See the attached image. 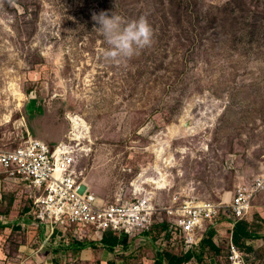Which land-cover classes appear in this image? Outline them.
<instances>
[{"label":"rangeland","instance_id":"obj_1","mask_svg":"<svg viewBox=\"0 0 264 264\" xmlns=\"http://www.w3.org/2000/svg\"><path fill=\"white\" fill-rule=\"evenodd\" d=\"M74 1L12 0L11 10H7L3 7L4 0H0V28L6 24L7 30L12 29L16 35L15 49L7 40L0 45L7 50L0 57V64L16 69L4 76L3 82L8 83L14 75L26 81L30 77L37 78L30 86H25L27 94L36 90L37 98L44 99L61 92L65 99L61 103L59 100L62 98L52 100L50 104L56 101L53 107L42 111L46 113L48 122L53 121L45 124L42 117L43 127L36 122L34 115L29 117L24 112L21 115L19 109L15 110L11 121L0 126V148L15 150L21 143V133L27 136V129L30 136L46 142L62 136L64 131L67 134L65 115L69 111L86 119L77 123L82 129H89L90 124L93 126L97 123L96 133L92 131L90 138L97 141L104 131L112 134L111 139L103 138L101 141L111 148L106 146L99 152L96 145L79 165L99 197L112 199L118 189L125 190L130 186L129 181L135 179L132 177L140 172L141 165L143 168L149 164L155 165L153 152L159 159L158 155L164 153L162 141L168 140L169 150L166 153L180 162L179 169L183 175L181 179L170 181L167 196L171 191L181 194L185 185L191 183L194 206L207 205L215 215L222 213L221 207L232 201L236 186L250 181L261 168L264 169V0H199L202 3L120 0L127 18L136 20L149 15V19L156 23L160 41L152 40L151 46L136 55L134 61L141 68L142 82L147 87L130 83L125 87L112 84L113 75L121 81L123 73L112 69L115 65L105 67L98 63L101 55L104 57L103 50L106 48L101 38L95 37L100 33L93 21L94 15L103 12L101 7L105 0H83V9H89L91 15H88L89 20L80 21L77 30L70 27V20L75 17L72 8ZM67 15L68 33L63 38L61 34ZM73 32L81 38L74 40ZM93 52L97 55L94 60ZM68 61L71 67L67 66ZM226 72L231 75L225 78ZM31 84H41L49 87V90L40 93V86L30 89ZM135 88L136 91L132 90ZM44 104L46 107L50 105L48 102ZM143 107L145 111H142ZM153 110L160 113L152 115ZM3 112L6 116L10 115ZM23 115L28 119H23L24 126H21L16 121L22 119ZM176 116L177 124L174 125L171 122ZM142 126L144 128L140 130ZM17 130L21 131L20 134ZM158 131L164 133L158 135ZM167 131L168 134L164 136ZM187 133L190 137L185 135ZM187 140L192 149L190 155H182L179 150H174L188 145ZM61 141V138L54 141L50 144L51 148L60 146L58 143ZM195 148H201V151L195 152ZM231 155H236L233 167H230L233 169L218 170L213 167L223 162L225 156ZM101 159L103 167L97 173L92 171ZM163 159L161 157L157 163L160 175H163L164 167H170L164 164ZM206 163L209 168L204 170ZM105 170L111 171L108 181L100 176ZM140 177L152 181L146 169L141 170ZM227 194H233L228 201ZM11 196L12 193L6 191L0 198L2 229L13 223L8 218L7 207L1 204L8 202ZM14 198L17 207L27 205V198L22 197L21 193L12 196ZM259 202H264V194ZM178 203L190 201L183 198ZM161 204L171 205L168 199L162 200ZM222 217L220 215L218 218L219 225L213 227L214 233L215 230L223 232L225 229ZM263 217L264 212L251 217L255 231ZM205 221L213 223L214 220ZM14 224L18 226L16 222ZM23 228L24 234L15 230L14 237L29 240L26 228ZM209 230L210 224L199 235L205 236ZM71 231L82 239L102 241L108 238L91 227L72 226ZM257 235L264 236V229ZM224 237L225 233L214 237L217 244L220 239L223 240L220 246L222 251H225ZM8 244L11 241L5 235L0 237V246L5 248ZM100 246L97 243L94 249ZM200 254L201 249L197 248L198 258Z\"/></svg>","mask_w":264,"mask_h":264},{"label":"clouds","instance_id":"obj_2","mask_svg":"<svg viewBox=\"0 0 264 264\" xmlns=\"http://www.w3.org/2000/svg\"><path fill=\"white\" fill-rule=\"evenodd\" d=\"M93 21L97 25V27L95 29L103 36L105 43L108 45V47L103 50V55H104L106 60H109L112 62H120V61L130 60L134 56L139 55V53L143 49L150 47L152 44L153 31H152V28H151L150 24L148 23L147 19L143 16H141L140 18H138L136 20L126 21L123 17H121L119 15L111 14L109 16L107 13L101 12L98 15L93 16ZM7 28H8V26L6 24L1 25V28H0V45L3 44V40H7L9 42V45H11L15 49V41L12 39V37H15V34L12 31V29L7 30ZM6 53H7V50L5 49V47L2 48L0 46V57ZM8 69L9 70L13 69L14 70L13 72L16 71V69H14L10 66H6V65L4 66V65L0 64V78H1V76H5L4 71L8 70ZM10 73H12V71ZM18 78H20V81H21L20 89H19V93L16 94L11 99V106L8 108L9 109L8 112L11 114H10V119L8 122L11 121V118H12L13 114L15 113V110L19 109L20 110L19 114L22 115V113L24 112L29 117L33 116L36 113L35 114V117H36L37 113L40 114V113H42V111H45L46 108L51 109L53 107V105L56 101H53V103L50 104V102L52 100L59 99V98L63 97L61 92H57L52 97H46L44 99L43 98L38 99L36 96V93H35L36 90H32L30 92V94H27L25 91V86H30L29 85L30 83H34L35 80H38V79L37 78L33 79L30 77L29 81L28 80L26 81V79H24L23 77L18 76ZM0 84L2 85L4 83L1 81ZM36 85L40 86V89H38V92H40V93H42L46 90H49V87L42 86L41 84H31V87H29V88L30 89H36ZM19 98H21V99L18 101L17 99H19ZM47 98L49 99L48 101H47ZM64 100L65 99L62 98L59 100V102L61 103ZM47 102H48V104H50L49 107H46V105L44 104ZM26 115H23V118L16 121V123L21 125V126H24V123L22 122V120L24 119L26 121V119H28ZM72 117H74V118H72ZM65 118L68 121V132H67V134H65V132H64L63 135H65V136L63 137V139L59 145L61 146L63 144H68L70 142H73L74 140H72V138L75 137L74 134H76L78 136L80 148L82 149L81 150L82 156L80 157V160H79L78 166L76 167V170H77V173L82 174L81 181L84 182V190L86 191V194L92 195L95 197L97 206H99L101 208H107L110 206L121 205V204H124L126 202L135 201L137 198L133 194L134 185L137 182H143V185L148 190H150L154 193L155 205L157 206V208L159 210H158V213L154 214L153 221L147 229L141 230V231H133L132 233H126L125 231L114 230V229H100L99 230L96 227H92V226L82 227L80 224L71 223L70 221H66V223L63 226H59V227L54 229L51 225V222L42 221L38 218V213L41 210L42 206L40 204L36 203V200L40 196H42V197L47 196L46 192L44 191V188H34L31 184L32 190L34 191V195H35V198L32 199V200H34V202H33L34 206L27 213H25L24 216H21L22 213L19 214V216H18L19 218L18 217H17L18 219L16 218V225L26 226L28 233L30 231H33V230H40L42 233V230L44 228V230H43L44 234L42 235L41 243H40L41 250L44 248H47L49 246H59V245L66 246L69 243H73L77 239L84 240V239H82L81 236H76L75 233L71 231L72 226H81L84 229H88L91 227L93 230H95L97 232H102L105 236L111 235V233H114V235H117L118 237H121L122 239L126 238L127 245L129 247L127 250L129 256H134L135 248L139 249L143 245H146L147 247H149L150 244L154 245L156 248L162 249L161 251H164V250H167L169 248L168 244L173 242L172 245L170 246V248H172V247L176 248L174 253H180V252H183V253L188 252L189 253V252L197 251V248L199 249V245H200L201 241L206 236V235L200 236L199 233L203 232L204 229L208 226L206 221L204 220L203 222H201L200 227L195 229L194 232L190 233V235L192 237V241L190 243H187L186 242V240H187L186 233L183 232L182 230H180L179 228L172 226L170 218L168 217L166 212H164V209H166L168 207H176L177 205H180L181 203H178V201L182 200L184 198V196H186L188 193L192 194V191H193L191 183H188L185 185V187H187V185H188L190 190L186 191V192H182L179 196L177 203H172V201H171L172 196L177 194L176 192L171 191V193L167 196V193L170 190V181L171 180H177L178 178L181 179L182 175H183L182 171L179 169V165H177L175 163L176 159H174L172 156H170L168 159H163L165 161L164 164L170 166V167H164L163 168V171H162L163 175H160L158 169L155 168V166L153 167V169L148 168L149 166H152V164H149L148 167H144V168L142 167L141 170L146 169V173L152 181L149 182V181L143 180L140 177V172H141V170H140L138 175L131 182L130 199L125 198V192H124V190H121L117 195V203L116 204L105 205V200L103 198L99 197L96 192H94L95 191L94 187H93V191H90V183H88V181L86 179L85 171L83 169H79V165L81 164V162L84 159H86L94 151V147L96 145V139L90 138V137H92V135H90V134L93 133L92 132L93 126L90 124L89 129L80 128L81 125L78 126L77 123L82 122L83 120H86V119L82 118L80 115L70 113L69 111L65 115ZM171 123L176 125L177 121L171 122ZM168 131H167V133H165L164 136H166L168 134ZM20 132L18 131V134H20ZM157 133H158V135H160L161 133H164V132L159 131ZM21 134H22L21 143H20L21 145L19 147H17L15 150H11V149H7L6 147H2V148H0V151H16L18 148H20L23 145L24 141H29V140H35V141L37 140L39 142L44 143L46 146H48L51 153L54 152L58 147H60V146H58L55 149H52L50 144H52L53 142H50V141L46 142V141H43L39 138L30 136L28 129H27V136L26 137L24 136V133H21ZM182 137H181V139H183ZM159 141H161V140H159ZM76 142L77 141L75 140L74 143H76ZM162 142H164V152H167L169 150L168 140L162 141ZM187 144H188V140H187ZM3 146H5V145H3ZM180 148H182L183 151ZM180 148H176L174 150H179L182 155H190L191 149H190L189 145L188 146L185 145V146L180 147ZM195 152H197V151L195 150ZM153 154H154L155 160H156V154L155 153H153ZM182 159H183V157H182ZM171 165H173V166H171ZM160 168H162V166H160ZM0 169L3 171V173L8 178H10L12 180H16V179H13L9 176L8 171H6V169L1 164H0ZM173 169H174V171H172ZM160 179H161V181H158ZM16 181H18V183L15 182L14 185L22 184V182H25V181H21V180H16ZM156 182L158 184H156ZM160 188H163V189H160ZM242 189H243V193L246 195L245 199H246V203H247V208L245 210H243L241 214L237 215L234 209H235V205H236V199L238 198L239 192ZM26 191H28V188L26 189ZM162 191L164 193H166L163 196L167 197L168 201L171 204L170 206H163L161 204L162 196L159 193H161ZM262 192H264V169L263 168H261V171L257 175L252 177V179L250 181H248L246 183H239L236 186L235 192L233 195V199L229 203V209L231 211V215L235 217V219H233V221L235 223L245 219L243 217L246 216L249 213V211L251 210V208L253 207V201H254L255 196L257 194L262 193ZM170 196H171V198H170ZM226 205H228V204H226ZM224 208H225L224 206L221 207L222 212H223ZM220 214H219V216L218 215L214 216L210 220V222L213 221L217 216H218V218H220ZM21 220H23L25 222H21ZM26 221H28V223ZM164 222L167 223L169 227L166 228V230L161 229V230L157 231L158 232L157 233L154 225H156L158 223H164ZM203 223H205V224L203 225ZM178 230L180 232L176 236L174 234V232L178 231ZM68 231L71 232L72 235H69ZM171 235L175 236V240L177 241L176 243L171 240V237H169ZM154 239H156V240L154 241ZM225 240L227 241L226 245H230V250H229V254H230L231 248L236 249L234 246H232L233 242L231 240V234L229 235V237H226ZM102 241L100 239L92 238L93 244H97V243L100 244ZM212 241L214 242L215 246L218 247V249H220V246H221L220 242H222L223 240L220 239V241L217 244V242H216L217 239H214V237H213ZM237 251H239V250H237ZM239 252L242 253V251H239ZM205 254H208V253H205ZM229 254H228V256H229ZM240 260H241V264H244L242 262V258H240ZM185 264H200V262L196 261L195 258H191Z\"/></svg>","mask_w":264,"mask_h":264},{"label":"built area","instance_id":"obj_3","mask_svg":"<svg viewBox=\"0 0 264 264\" xmlns=\"http://www.w3.org/2000/svg\"><path fill=\"white\" fill-rule=\"evenodd\" d=\"M74 136L72 140H76V143L63 144L52 153L42 142L24 141L16 151H0V164L11 178L28 182L34 188H44L47 196H40L36 200L42 206L38 218L51 222L54 229L63 226L66 221L82 227L92 226L99 230L114 229L126 233L147 229L159 210L155 205L154 193L143 182H137L133 192L137 198L135 201L107 208L97 206L95 197L86 194L84 182L81 181L82 174L76 170L82 149L78 136ZM191 195L188 193L184 196L190 203L164 209L171 225L186 233L187 243L192 241L190 233L200 227L201 222L216 216L207 205L194 206L196 204H193ZM179 196L180 193L173 195L172 203H177ZM245 198L242 189L234 209L237 215L247 208ZM241 255L231 248L228 260L231 264H241Z\"/></svg>","mask_w":264,"mask_h":264},{"label":"trees","instance_id":"obj_4","mask_svg":"<svg viewBox=\"0 0 264 264\" xmlns=\"http://www.w3.org/2000/svg\"><path fill=\"white\" fill-rule=\"evenodd\" d=\"M12 0H4L3 7L6 8L7 10H11V7L13 4H11ZM95 0H90V2H94ZM177 3H202V1L199 0H175ZM83 0H75L73 2L72 8L74 12V19L70 20L72 26V30H77L79 23L83 19H88V15H91V12H89V9H83L82 6ZM124 5L120 0H105V4L101 7V10L104 13H107L109 16L111 14L113 15H119L123 17L126 21H131V18H127L124 16ZM69 15L66 16L65 18V24H64V31L62 37L65 38L67 35V29L69 26ZM147 19L148 23L150 24L152 31H153V36L152 40L155 41H160L157 28H156V23L154 21H151L149 19V15L145 16ZM179 21L182 23V17L179 15L178 16ZM54 39H56L55 42H57V37L54 34ZM58 36V35H57ZM99 36L102 40V45L107 48L108 45L105 43L104 38L101 34L97 35L95 34V37ZM59 37V36H58ZM81 38L77 33L73 32V39L78 40ZM14 41H16V35L15 37H12ZM95 43V39H92ZM59 41V40H58ZM41 48V46H38ZM145 49H143L140 53H142ZM95 52L92 54V59L94 60L95 57ZM136 60V56H134L130 60L126 61H120V62H112L109 60H106L105 57L101 55L100 57V62L98 63L102 64L105 67L112 65H115L112 69L120 71L123 73L122 80L116 78L115 75H113V81L112 84H116L122 87H125V84H138L139 86L147 87V84L145 82H142V70L139 67V65L135 64L134 61ZM67 66L71 67L72 65L70 64V61L67 62ZM230 72L225 73V78L230 76ZM132 86V85H128ZM138 86V87H139ZM137 87V88H138ZM137 88L132 89L134 91L137 90ZM125 89H122L124 91ZM129 96H132L131 94ZM147 99H150L147 97ZM163 101V100H160ZM145 103H143V106ZM145 107H143L142 111H145ZM175 110V109H174ZM159 110H153L152 115L159 114ZM171 114V111L169 112ZM135 116H133L134 118ZM178 119V116L174 117L172 122H176ZM160 124L162 125L163 122L160 121ZM97 126V123L95 122L93 125V132L96 133L95 128ZM145 126V125H144ZM144 126L140 128L143 129ZM105 132L100 135L101 138L96 141L97 145V151L101 152L102 149L106 146L110 147L109 145L102 144V139H111L112 134H108V132ZM159 132V131H158ZM105 135V136H104ZM155 133L152 135L154 136ZM21 144H19L20 146ZM95 145V146H96ZM111 148V147H110ZM107 151H110V149H107ZM111 159L114 160L113 157ZM234 159H236V155L234 156H225L223 159V162H220L218 165H213L214 168H217L218 170L221 169H233L230 167H233V162ZM115 162V160H114ZM143 165L140 166L142 168ZM103 167V162L102 159L99 160V162H96V165L93 166L92 171L98 172L100 168ZM206 168H209L207 163L204 165L203 169L205 170ZM111 173V171L105 170V173H103L101 178L103 180L108 181V175ZM138 175V174H137ZM137 175H134L135 178ZM130 186L128 185L125 190L124 189H118L115 196L111 199V197L108 200H105V205L109 204H116L117 203V195L121 190H124L125 192V198L130 199V189H131V181H129ZM197 184V183H196ZM109 185H106L105 187H108ZM28 188V191L26 189ZM90 191H93V184L90 185ZM21 193L22 197L27 198L26 199V206H20L16 207L18 208V211L23 210L21 213V216H24L25 213H27L31 208H33L34 204V191L32 190V186L29 185L28 182H22V184H18L14 186V191L12 192V196H15L16 194ZM234 193V192H233ZM161 196H163L166 193H159ZM233 195V194H232ZM232 195L227 194L226 201L230 199ZM11 196V197H12ZM14 199H10L7 202V210H8V218L11 220V214L10 212L13 210L14 207ZM133 200V199H132ZM131 200V201H132ZM2 201V200H1ZM261 224L258 225L257 230H254V224L251 222H248L246 220H241L236 223H234L233 227H230V234H231V240H232V246H234L237 250L242 251V262L244 264H264V236H258V232H260L262 229H264V218H261ZM24 225L21 226H15L10 225L6 229H2L4 227H0V237L5 235L9 241H11V251H7V255H10L12 252L15 250H19L21 246H28L30 243V240H26L25 238L23 239H17L14 237V231L17 230L18 232H21V234H24ZM27 231V227L24 226ZM156 232L161 230V229H166L168 228L167 223H158L154 225ZM7 229H11L12 232H7ZM214 230H209L208 234L206 233L205 238L201 241L199 248L201 249V254H200V259L198 258L199 255H197V251L195 252H180V253H174L175 252V247L170 248L173 242L169 243V248L167 250L161 251L162 249L156 248L154 245H151L154 251H156L153 254L150 252H145L144 248L147 247L146 245L141 246L139 249L135 248V254L134 256H129L128 255V245H127V240L122 239L121 237H118L117 235H114V233H111V235H107L108 238H104L103 241L100 243L102 246L96 248V244L92 243V238H84V240L77 239L73 243H69L65 247H69L71 249L67 250V252H71L73 255L69 256L67 258V264H144L143 260L146 259L147 263L150 264H185L187 261H189L191 258H195L196 261H199L200 264H231L230 261L228 260V254L230 250V245H226L227 241L225 240V251H222V248L218 249V247L215 246L214 242L212 241V238L215 237V233L213 232ZM180 231H175L174 234L177 236ZM158 233V232H157ZM29 235V233H28ZM171 240L174 241L175 243L177 242L175 240V236L171 235ZM207 237V238H206ZM170 239V238H169ZM156 239H154L155 241ZM223 242V241H222ZM222 242L220 244L222 245ZM35 242H31L30 246H35V247H40L39 244H34ZM38 247V248H39ZM110 249V250H107ZM94 250H100V251H107L109 255L111 254L113 257L110 261L102 263L100 260H94L90 254L93 253ZM204 250V251H203ZM182 251V250H181ZM208 253V254H205ZM198 259V260H197Z\"/></svg>","mask_w":264,"mask_h":264},{"label":"crops","instance_id":"obj_5","mask_svg":"<svg viewBox=\"0 0 264 264\" xmlns=\"http://www.w3.org/2000/svg\"><path fill=\"white\" fill-rule=\"evenodd\" d=\"M11 71L13 72L14 70L13 69L5 70L4 71L5 76H8ZM3 77L4 76H1L0 82L1 81L3 82ZM20 83H21L20 78H18V76L14 75L11 79H9L8 83H4L2 85L0 84V126L7 124L9 119H10V115L9 116L4 115L5 113L3 111H6V112L9 111L8 108L11 106V99L16 94L19 93ZM5 85H8V86L5 87ZM21 98H19L17 100L19 101ZM3 99H5V100H3ZM9 114H11V113H9ZM34 116H35V114H34ZM42 117L44 119L45 124H50L51 122H53V121L48 122V120L46 118V113H40V114L37 113V116H36L37 121L36 122L41 126L43 123V121L41 119ZM32 134L34 135L35 133L32 132ZM185 135L187 137H190V135H188V133ZM64 136L65 135H62L60 137H56L54 140H50V142H54L59 138L63 139ZM171 138L172 137H170V139ZM189 144H190V142H188V145ZM200 149L201 148H199V149L195 148V150H199V151H200ZM151 152H153V151L151 150ZM191 153H192V149H191L190 154ZM158 156H159V159H161V157H164V159H168L171 156V154L164 152V154L162 156L161 155H158ZM159 159H157V157H156L155 165H152V167H150L151 169H153L154 166H155V168H157V163H158ZM176 161H175V163L177 165H179V161L178 160H176ZM172 171H174V169ZM15 182L18 183V181L8 178L3 173V171L0 169V198H2V195L4 192L7 191L8 193H12L14 191V186H15L14 183ZM170 184H171V182H170ZM94 189L96 190V188H94ZM189 190H190L189 186L187 185V187H184L183 192H186ZM262 194H264V192H262ZM262 194L260 193V194H257L255 196L254 201H253V207L251 208L249 213L243 217V218H245L244 220L251 222V217L253 215L258 216V213L264 212V202L263 203L259 202V198L261 197ZM165 197L166 196H162L161 201H162V199L163 200L167 199ZM170 198H171V196H170ZM10 199H12V197ZM0 202H2V201H0ZM13 202H14V200H13ZM15 203H16V201L14 202L13 210L10 212V214H11V217H10L11 220L10 221H12L13 223L16 222V218L19 216V211H18V208L16 207ZM1 204H4V206H6L7 202L3 201V203H1ZM224 207L225 208L223 209V212L220 215L223 216L222 217L223 218V225L222 226L225 229L223 230V232L222 231L221 232L215 231L216 232L215 236L217 235V237H218V234H224V233H225V237H229L230 230H231L230 227H232L235 223L233 221V219H235V217L231 215V211L229 209V204L224 205ZM256 210H257V212H255ZM218 216H219V214H218ZM218 216L214 219L213 223H207L206 222L208 225L210 224V230H213L214 226L219 225L218 224ZM43 230H44V228H43ZM43 230H42V233L40 230L30 231L29 232V240H30L29 242L30 243L28 244V246H26V247L21 246L19 250H15L10 255H7V251H11V245H7L5 248H3V246H0V261L2 262V264H67V258L69 256L73 255L71 252H69V251L67 252V250L71 249L69 247H65L64 245L49 246V247L41 250V247H39V246H38L39 248L35 247V246H30L31 242L32 243L35 242L34 244L40 245L42 235L44 234ZM164 230H166V229H164ZM7 232L9 233L12 231H11V229H7ZM144 250H145V252H150L153 255L156 252V251H154V249L152 248L151 245H149V247H145ZM90 256L94 260H97V261L100 260L102 263L108 262L113 258V257H111L112 255L111 254L109 255V253L107 251H100V250H94L93 253L90 254ZM143 263L144 264H150V263H147L146 259L143 260Z\"/></svg>","mask_w":264,"mask_h":264},{"label":"bare ground","instance_id":"obj_6","mask_svg":"<svg viewBox=\"0 0 264 264\" xmlns=\"http://www.w3.org/2000/svg\"><path fill=\"white\" fill-rule=\"evenodd\" d=\"M59 144H60V143H58V145H59ZM58 145H57V146H58ZM54 149H55V148H54Z\"/></svg>","mask_w":264,"mask_h":264}]
</instances>
